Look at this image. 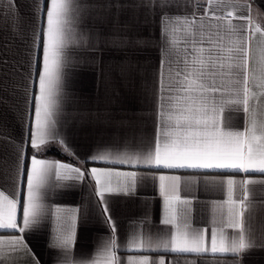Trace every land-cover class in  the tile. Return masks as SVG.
Here are the masks:
<instances>
[{"label":"snow or ice","instance_id":"6c2138e0","mask_svg":"<svg viewBox=\"0 0 264 264\" xmlns=\"http://www.w3.org/2000/svg\"><path fill=\"white\" fill-rule=\"evenodd\" d=\"M254 2L240 5L237 0H218L242 9L235 13L242 22L236 26L227 19L233 17L232 11L226 16L213 13L216 23H205L197 16L192 0H133L131 5H121L117 0V9H144L145 15L159 24L162 56L153 87L148 90L154 104L155 127L150 136L98 146L83 162L105 166L82 170L39 157L50 142L56 141L70 155H76L54 117L67 99L65 80L70 74L66 69L77 62L73 50L88 42L78 28L91 5L87 0H32L28 64L31 83L25 88V104L28 116L34 112L35 119L19 142L0 134V245L7 243L10 253L22 252L31 258L25 243L27 232L55 217L65 225L53 229L50 238L49 248L59 250L56 264H164L143 253L237 257L254 250L257 233L264 232V222L254 212L257 194L264 192V179L235 178L241 173L264 176V123L257 122L250 105L256 96L253 85L259 82L258 86L264 87V49L260 60H253L254 33H261L260 26L252 22ZM189 6L193 11L185 10ZM6 7L7 12L0 9V23L19 33L23 22L19 5L16 0H6ZM226 19L227 25L223 26ZM228 112L245 114V124L234 122ZM26 145L34 151L30 167L25 161ZM125 165L132 170H117ZM181 170L197 174H173ZM21 176L26 178L22 197L18 191ZM88 177L97 185L101 211L110 225V234L102 240L97 258L92 261L73 255L76 210L53 207L46 201L51 188L71 186L60 181H83ZM149 178L157 182L162 200L160 227L153 231V221L145 213L130 226L132 230L125 233L121 244L119 226L110 215L105 193L131 196ZM199 184L226 188L227 199L212 204L214 210L227 208L226 219L221 213L209 226L193 227V201L187 196ZM9 187L15 190L12 198L4 194ZM259 202L264 203V197ZM18 205L22 226L16 218ZM121 249L142 255L125 262L116 255ZM2 253L0 249V264H9ZM11 264L23 261L15 259ZM32 264L38 262L32 260ZM170 264L181 262L174 258Z\"/></svg>","mask_w":264,"mask_h":264},{"label":"crops","instance_id":"0c3cea01","mask_svg":"<svg viewBox=\"0 0 264 264\" xmlns=\"http://www.w3.org/2000/svg\"><path fill=\"white\" fill-rule=\"evenodd\" d=\"M121 5H131L133 0H119ZM243 5L250 0H237ZM23 16L21 31L13 33L0 23V134L10 135L17 142L23 140L29 123L34 126V112L28 116L25 104V88L31 83L28 79L29 52L32 49L30 25L32 23L30 5L32 0H16ZM91 7L81 18L78 32L87 39L83 47H76L73 56L76 63L66 69L70 75L65 80L67 92L66 101L62 102L61 110L54 119L58 120V129L66 135L75 150L76 155H70L62 148L59 141L50 142L39 158L48 161H58L73 167L91 169L104 167L101 162L84 163L98 146L109 145L126 139L147 137L153 133L154 104L148 90L153 87L155 74L162 56V41L159 24L145 15L144 9L133 10L132 7L117 9V0H87ZM196 5L198 17L205 23H216L213 13L217 15L232 11L233 24L239 26L242 22L235 13L242 11L230 4L218 3V0H192ZM111 5V6H110ZM15 6V5H14ZM0 9L7 12L6 0H0ZM193 11L189 6L185 9ZM253 25L261 28V33H254L252 41L253 60H260L261 50L264 49V0H255L251 7ZM227 19L223 26L227 25ZM227 43V41L225 42ZM207 46V45H205ZM253 85L256 96L250 101L254 118L258 123H264V87ZM31 92V90H29ZM234 122L245 124V114L226 113ZM22 117H26L22 120ZM55 148L65 157L46 155L45 152ZM34 151L30 146L24 147L25 161L31 165ZM117 170H132L128 166L117 167ZM184 176L196 175L192 171L179 173ZM158 175V174H157ZM240 179H264V176H246L241 173L235 177ZM53 183L56 181L53 178ZM71 185L69 187H53L48 191L46 201L53 207L64 210H76L75 231L76 241L73 245V255L92 261L97 258L98 246L109 236L110 225L105 220L101 209L103 203L97 196V185L90 177L83 181H60ZM15 191L11 187L4 190L11 197ZM19 194L26 193V178L20 177ZM182 192V198H184ZM110 207V215L119 226L118 240L124 242V235L131 231V225L148 213L153 221V231L160 227L159 219L162 211V200L159 196L157 182L149 178L138 185L131 196L105 193ZM264 192L257 194L254 201V212L264 222V203L260 198ZM187 198L193 201L191 205V221L193 227H207L215 217L223 213L226 219L227 208L214 210V201L227 199L226 188L213 189L203 184L192 187ZM235 199V197H234ZM17 223L22 226V213L17 206ZM64 222L56 221L55 217L46 219L31 231L27 232L25 243L31 250V258L24 257L22 252L10 253L7 243L0 245L3 257L11 261L19 259L23 264H56L58 249L49 248L53 229L63 228ZM3 231V230H0ZM231 231V230H229ZM18 235H25L18 233ZM8 239L7 235L4 240ZM257 247L245 255L237 257L185 255L176 257L174 254H149L150 259L164 261L170 264L175 258L181 264H200L201 261L214 264H264V232L256 235ZM118 259L125 262L131 258H139V252H126L121 249L116 253ZM2 258V257H0Z\"/></svg>","mask_w":264,"mask_h":264},{"label":"trees","instance_id":"16d2710c","mask_svg":"<svg viewBox=\"0 0 264 264\" xmlns=\"http://www.w3.org/2000/svg\"><path fill=\"white\" fill-rule=\"evenodd\" d=\"M46 155H55V156H60V157H65V155L62 152H59V150L52 148L51 150H48L45 152Z\"/></svg>","mask_w":264,"mask_h":264}]
</instances>
